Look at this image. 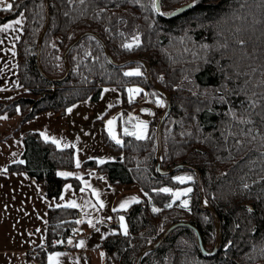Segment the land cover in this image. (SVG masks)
I'll use <instances>...</instances> for the list:
<instances>
[{"label":"trees","instance_id":"16d2710c","mask_svg":"<svg viewBox=\"0 0 264 264\" xmlns=\"http://www.w3.org/2000/svg\"><path fill=\"white\" fill-rule=\"evenodd\" d=\"M189 1L160 0L158 13L154 0H48L41 66L48 75H61L67 44L80 32L93 30L114 60H147L153 80L171 94L162 124L161 165L187 162L198 168L204 195L221 219V245L214 255H204L194 231L178 226L139 264H264V0H195L181 14L164 17ZM9 3L11 10L0 7V24L20 13L24 16L14 46L19 87L8 89L12 93L0 99V114L12 113L17 106L20 119L44 110L64 112L77 101L95 98L104 85H139L141 91L161 95L148 83L142 62L112 64L92 35L69 50L68 75L58 82L47 80L35 57L44 2ZM133 104L125 97L122 115L137 122ZM156 122L157 116L148 121L146 136L137 137L123 131L119 118V142L102 131L104 144L118 153L111 159L85 162L109 183H136L141 190L139 199L113 211L115 216L125 214L127 228L101 240L105 264H134L143 246L179 220L199 228L206 249L214 243L213 219L198 205L194 172L156 170ZM22 140L23 161L9 163L8 171H26L49 198L59 196L67 181L78 184L76 178L59 174L72 165L52 141L42 140L36 132H26ZM178 171L187 180H179ZM184 185L191 191L173 198L171 188ZM164 186L170 191H163ZM80 212L69 204L47 207L43 239L24 254L30 264H47L51 253L68 248L67 237L75 234Z\"/></svg>","mask_w":264,"mask_h":264},{"label":"rangeland","instance_id":"374dc122","mask_svg":"<svg viewBox=\"0 0 264 264\" xmlns=\"http://www.w3.org/2000/svg\"><path fill=\"white\" fill-rule=\"evenodd\" d=\"M0 83L2 84L1 81ZM18 87V84L16 87H2L3 89L0 90V97H2L1 100L12 93L11 91H8V89H15ZM152 91L146 90L147 97L141 98L142 92L139 90V85L130 84L125 86V88H122L119 85H104L95 98L89 96L77 101L67 107L64 112L55 113L51 110H44L27 119H20V108L17 106L16 111L12 113L0 114V178L11 177L16 180L24 197L28 198L37 195V187L40 186V183L32 181L30 184L27 180L17 179L16 176H26V171H8L7 165L14 161H23L21 155L23 149L22 137L26 132L38 133L42 140L52 141L55 144L57 151L60 153L63 152V156L70 157V163L72 166L67 170H59L58 172L61 175H70L71 177L76 178L78 184L75 185L71 180L67 181L63 185L61 194L58 198L47 197V207L69 204L79 208L81 214L79 213L76 232L74 235L72 234L67 237L70 238L71 241L78 238L85 239L89 234L91 235L89 232L102 228V233L97 232L98 235L95 234L97 236L92 237L99 239L97 244L99 247L88 251L89 257L94 261L93 264H104L100 242L107 234L126 232L127 221L125 214L119 213L115 216L113 211L116 209L127 208L133 200L136 201L140 198L141 190L136 183H109L106 176H101L93 165L85 162L89 158H96L99 160L98 162H100V160L111 159L113 155L115 156L116 152L118 153V151H114L104 144L102 131L104 129L108 136L115 141H119L120 136L117 130L119 118L123 131H132L137 137L146 136L148 121L156 116L158 120L161 111L165 107L164 97L162 95H151L154 94ZM155 93L161 94L158 91ZM149 95L155 96L156 99H150ZM125 97L136 101L133 106L139 116L135 115V117H137V119L141 118L140 121L138 119L137 122H134V119H131V116L128 117V115H122V102ZM151 106H154V116L146 119L148 113L145 112L144 114L143 111L145 109H151ZM109 121L112 123L110 124ZM178 172L177 178L179 180H187L184 172ZM163 188L168 189L167 186H164ZM187 189L188 188L185 185L171 188L173 191V198L180 197V195L177 194H183ZM48 198L50 201H48ZM183 199L186 201L188 198L184 196ZM40 200L41 202L43 201L39 194V198H36V201L39 202ZM184 200L182 201L184 202ZM84 220H87V222ZM100 220L112 222L109 229L114 230V232H106L109 229L105 228L106 226L103 227L106 224H102ZM19 233L20 235H23V231H20ZM10 234H14V232L10 233L6 230H0V240L10 238ZM68 251H76V254H80L75 248L69 249ZM60 252L62 251H57L50 255H58ZM49 259V263L54 264L57 256Z\"/></svg>","mask_w":264,"mask_h":264},{"label":"crops","instance_id":"0c3cea01","mask_svg":"<svg viewBox=\"0 0 264 264\" xmlns=\"http://www.w3.org/2000/svg\"><path fill=\"white\" fill-rule=\"evenodd\" d=\"M9 2L10 0H2L0 7H5ZM16 20H19L20 23H13ZM22 21L23 14L21 13L17 17L15 16L0 24V28L6 23L12 24V27L0 31V81L2 82V84L0 83V90L5 86H17L14 46L20 34ZM140 88L139 86V90ZM0 99L2 98L0 97ZM153 108L154 106H151V109H145L143 111L144 114L145 112L148 113L147 118L145 117L146 119L154 116L155 112ZM27 175L16 176V178L27 180L30 184L32 181L37 182ZM37 190V195L27 198L22 194L16 180L11 177L0 178V230H6L10 233L14 232V234H10V238L0 240V264H30V259L26 258L24 253L29 251L33 246L41 243L43 239V231L46 226L48 196L43 193L41 185L37 187ZM39 194L43 199L42 202L41 200L39 202L36 201V198H39ZM48 201H50L49 198ZM100 221L102 224H106L103 226H106L105 228L109 229V226L112 225V222ZM20 231H23V235H20ZM112 231L114 232V230L109 229L106 232ZM97 232L102 233V228L89 232L91 235L89 234L85 239L78 238L71 241L70 238H67L68 248L62 250L58 255H49L47 264H50L49 258H54L55 256H57V259H55L54 264H93L94 261L89 257L88 251L99 247L97 246L99 239L92 238L98 235ZM81 242L83 243L81 244ZM72 248L77 249L80 254H76V251H68ZM102 260L105 264L104 255Z\"/></svg>","mask_w":264,"mask_h":264},{"label":"water","instance_id":"95a60500","mask_svg":"<svg viewBox=\"0 0 264 264\" xmlns=\"http://www.w3.org/2000/svg\"><path fill=\"white\" fill-rule=\"evenodd\" d=\"M44 2V7H45V20L43 23V26L41 28V30L38 33L37 39H36V44H35V57H36V66L37 69L39 71V73L46 78L47 80L50 81H62L69 73V63H68V59H67V55L69 50L84 36L86 35H92L94 36L98 42L100 43L105 56L107 57V59L114 65H122L124 63L127 62H132V61H140L143 63L144 67H145V75L146 78L148 80V82L158 91L162 94V96L165 99V107L164 109L161 111V114L157 120L156 123V128H155V133H156V154H155V159H156V170L158 173L161 174H166V173H171L174 170L178 169V168H187V169H191L194 174H195V180L197 183V187H198V195H199V201H198V205L201 209H206L209 211V213L212 216L213 219V223H214V228H215V239H214V243L211 247V249H206L204 244H203V239L200 233L199 228L194 225L193 223L187 221V220H179V221H175L171 224H169L160 234L159 236L152 242L146 244L145 246H143L134 261V264H139L142 256L150 251L153 250L155 248H157L162 241L169 235V233L175 229L178 226H186L191 228L194 233H195V237H196V242H197V246L198 249L200 250V252L204 255H214L218 250L219 247L221 245V239H222V232H221V219L219 218L218 213L216 212V210L214 209V207L211 205V203L208 201V199L205 197L204 192H203V187H202V183H201V179H200V172L198 170V168L196 166H194L193 164L187 163V162H178L176 164H173L171 166L168 167H162L161 166V161H162V138H161V132H162V124L163 121L165 119V117L167 116V114L169 113L170 110V106H171V96L170 93L164 89L159 83H157L156 81L153 80L151 73H150V64L147 60L140 58V57H128L122 60H114L112 55L109 52V49L107 47V45L105 44V42L103 41V39L93 30H84L82 32H80L79 34H77L65 47L63 54H62V58H63V66H64V71L61 75L59 76H51L48 75L42 68L41 66V61H40V46H41V42L43 39V36L47 30L48 24H49V10H48V0H43ZM195 5V0L186 2L184 4H181L177 7H175L174 9H172L171 11L164 13V17L165 18H170L176 15L181 14L182 12H184L185 10L193 7ZM154 6L155 9L158 13H161V8H160V0H154Z\"/></svg>","mask_w":264,"mask_h":264},{"label":"snow or ice","instance_id":"6c2138e0","mask_svg":"<svg viewBox=\"0 0 264 264\" xmlns=\"http://www.w3.org/2000/svg\"><path fill=\"white\" fill-rule=\"evenodd\" d=\"M0 3H2V0H0ZM6 10H11L12 9V4L11 3H8L6 6ZM13 23H15V24H19L20 23V21L19 20H16V21H14ZM10 27H12V24H4L3 25V27L2 28H0V31H3V30H6V29H8V28H10ZM127 75H131L132 73H126ZM131 91V90H130ZM109 123L111 124L112 122L111 121H109ZM119 142V141H118ZM188 179H191V177H188ZM163 191H170L169 189H163ZM187 191H191V189H188ZM177 195H179V193L177 194ZM123 206V205H122ZM171 205H169V207H170ZM184 207H187V201H185L184 202ZM83 242H81V244H82Z\"/></svg>","mask_w":264,"mask_h":264}]
</instances>
